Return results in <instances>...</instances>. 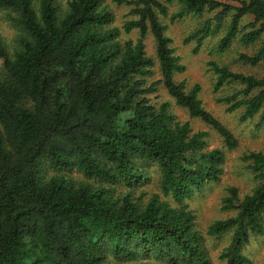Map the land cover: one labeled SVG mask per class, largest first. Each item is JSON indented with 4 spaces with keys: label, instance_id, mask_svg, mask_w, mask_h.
<instances>
[{
    "label": "trees",
    "instance_id": "16d2710c",
    "mask_svg": "<svg viewBox=\"0 0 264 264\" xmlns=\"http://www.w3.org/2000/svg\"><path fill=\"white\" fill-rule=\"evenodd\" d=\"M113 6L128 9L121 27ZM0 10L18 31L12 53L0 37V264H109V256L212 264L183 202L220 180L224 151L205 150L207 132L193 133L168 103L156 106L149 97L162 84L177 107L218 134L225 150H235L238 140L203 106L198 84L186 90L175 82L185 67L160 18L212 13L187 39L195 40V52L223 32L218 52L255 47L238 61L258 66L264 64V0H68L65 8L57 0H0ZM122 31L139 37L123 40ZM156 65L161 80L149 82ZM208 65L215 92L241 87L218 102L229 112L243 108V121L259 115L258 127L264 125V78ZM242 160L257 184L243 198L229 188L221 205L235 215L206 233H232L219 255L224 264H253L242 249L264 233V153ZM152 168L161 194L179 207L158 193L135 192ZM73 170L87 182L73 180ZM120 185L127 190L115 194Z\"/></svg>",
    "mask_w": 264,
    "mask_h": 264
},
{
    "label": "rangeland",
    "instance_id": "374dc122",
    "mask_svg": "<svg viewBox=\"0 0 264 264\" xmlns=\"http://www.w3.org/2000/svg\"><path fill=\"white\" fill-rule=\"evenodd\" d=\"M68 0H57L61 7H66ZM163 2L164 0H159ZM116 15V26L121 27L128 9L125 7L113 6ZM175 11V7L170 6L169 15ZM211 14H205L202 17H186L182 20L170 21V16L161 17L162 25L166 26V35L171 40V48L174 50V55L179 59V63L185 67L183 73L176 74L174 80L177 83H184L186 90H189L195 84L200 86L199 98L203 106L211 112L220 122H222L238 140V147L235 150L227 151L223 147V142L218 134L202 123L198 119L191 118L187 110L179 108L174 101L169 97L166 89L162 84L157 85L156 91L150 95L152 104L159 106L163 103L170 105V113L182 123H189L193 133L207 132L205 150L220 149L224 151V163L222 165L223 173L218 182L208 184L199 193L194 194L192 199L183 202L188 205L190 211L194 215V222L196 228L202 233L204 237V245L208 250L209 257L212 264H224V261L219 259V255L224 248H226L231 240V232L224 234L221 237L208 236L207 229L215 221L227 220L235 215L234 212L224 211L222 209L221 201L227 195V190L235 187L241 198L249 194L256 186L257 181L253 174L248 169V164L242 158L250 152L264 153V125L258 127L260 116H256L252 120L243 121V108H238L233 112L227 111V105L218 102L219 98H224L232 95L241 87L237 84L226 85L214 91L216 81L215 75L210 71L209 62L214 61L220 65L227 66L231 71L242 73L258 78H264V64L258 66H250L238 61L240 53L252 54L256 49L244 48L238 44L233 45L227 51L220 53L217 51V43L223 32L219 35L206 39L201 45L200 49L195 52V40H187L188 37L196 31L200 25ZM249 19H246V23ZM228 22V17L226 23ZM18 31L13 26L8 18L6 11L0 10V37L6 43L8 50L12 53L16 44ZM123 40L136 41L139 37L138 31H131L129 34L121 32ZM146 52L148 56L153 57L155 51L154 40L151 35H148L145 40ZM2 61L0 60V74L2 73ZM161 80V76L157 70V65L154 68V74L149 82H156ZM151 178L141 185L135 192L140 189L146 191L148 198L152 194L158 193L161 200L167 201L173 207H179L170 197H165L161 194L158 179L159 174L156 169H151ZM70 175L73 180L77 182H87L82 174L71 171ZM93 186L99 183L89 180ZM127 189L123 186L115 187V194H122ZM242 254L249 258L253 264H264V233L262 235L252 236L249 242L243 247ZM109 264H168L156 260L138 259L135 261H126L124 259H116L111 256L108 257Z\"/></svg>",
    "mask_w": 264,
    "mask_h": 264
}]
</instances>
